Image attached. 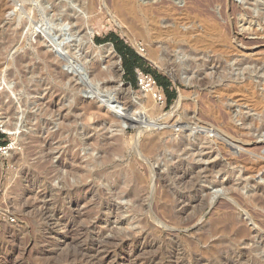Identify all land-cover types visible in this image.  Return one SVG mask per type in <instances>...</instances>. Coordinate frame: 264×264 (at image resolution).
Instances as JSON below:
<instances>
[{
    "label": "rangeland",
    "instance_id": "374dc122",
    "mask_svg": "<svg viewBox=\"0 0 264 264\" xmlns=\"http://www.w3.org/2000/svg\"><path fill=\"white\" fill-rule=\"evenodd\" d=\"M14 1L18 10L9 4L0 19V130L9 142L0 150V264H98L94 250L99 243L110 249L119 240L128 243L117 255L137 251L118 264H228L224 260L231 258H215L213 251L220 238L230 235L221 227L229 215L235 214L254 235L256 226L242 211L243 202L260 214L257 222L264 223V209L253 202L257 185H264V131H252L251 142L240 144L193 118L204 109L229 113L226 121L233 129L242 127L241 113L262 122L264 112L256 113L249 99L264 91V0H140L135 15L121 10L115 0H95L88 15L79 4L88 0ZM75 11L87 17L85 28L96 45H111L109 36L115 33L143 58L144 67L135 66L130 74L127 64L132 59L111 45L122 70L114 75L108 53L90 48L83 34L67 35L57 46L63 39L61 16ZM18 20L26 22L24 29ZM244 22L248 30L235 38ZM39 48L54 54L52 63L38 57ZM26 54L31 59L22 64L20 58ZM78 57L88 71L106 73L109 89L90 82L83 67L75 64ZM214 58L222 60L226 77L249 75L254 88L227 96L220 87L225 81L216 80L210 63ZM57 59L66 61L57 66L72 76L69 81H55L52 64H58ZM242 62L248 63L247 71ZM255 64H261L257 70ZM148 68L170 81L168 88L159 85L163 100L138 84V72L152 74L145 71ZM201 71L207 84L197 81ZM113 91L120 96L116 108L107 102ZM181 94L184 98L176 109ZM10 120L19 128L7 130L5 122ZM200 135L221 152L215 159L226 161L232 173L218 172L211 180L204 169L198 178L183 175L185 167H205L213 159H199L192 146L182 155L186 165L179 167L180 157L169 146L181 140L195 143ZM151 138L158 139L153 149L148 146ZM253 165L258 169H250ZM113 172L117 175L105 176ZM228 177L235 185L210 183L227 182ZM201 187L207 188L204 204L196 202L195 192ZM129 189L131 196L126 194ZM261 232L256 244L264 262V224ZM250 245L237 243L235 253Z\"/></svg>",
    "mask_w": 264,
    "mask_h": 264
},
{
    "label": "bare ground",
    "instance_id": "6f19581e",
    "mask_svg": "<svg viewBox=\"0 0 264 264\" xmlns=\"http://www.w3.org/2000/svg\"><path fill=\"white\" fill-rule=\"evenodd\" d=\"M140 0H115L114 2L116 3V6H118L121 10H124L126 11L127 13L129 14H133L135 15L137 10H140V5L138 4ZM145 1V0H144ZM195 1V0H194ZM204 1V0H203ZM207 1V0H206ZM212 1V0H211ZM197 2V1H196ZM188 3V2H187ZM194 3V2H192ZM201 3V2H200ZM10 5L12 6H15V11L18 10V4L14 1V0H0V19L1 17L3 16V14L5 13L7 7ZM80 6L81 8L83 9L84 11V14L85 15H88L90 12H93L94 11V8H95V0H88L87 2L86 1H80ZM131 4V5H130ZM200 5V4H199ZM228 5V4H227ZM98 6V4H97ZM108 6V5H106ZM202 6V5H201ZM205 5H203L202 7H204ZM224 6V5H223ZM207 7V6H206ZM109 8V7H108ZM123 13V12H122ZM11 14V11L10 13ZM35 14V13H34ZM84 14H80L78 12H69V13H65L63 14L60 18V21H59V24L61 25V31L63 32V39H61V41L57 42L56 45L57 46H62V43H63V40H66L65 39V36L67 35H73V36H76L78 37V35L80 34H83L81 35L82 36V40L86 42V44H88V46L90 48L92 47H97V48H102L104 49V52L105 53H108V57H110V61L113 63V71H114V75L116 74L117 76H120L122 70H120V67L121 65L119 64V61L118 59L115 57V51L113 49V47L109 44H106V45H101V46H98L96 45V43L94 42V39H93V36L91 35V32H88L86 30V19L87 17H85ZM162 14V13H161ZM144 15V14H143ZM155 15V14H154ZM9 16V15H8ZM11 16V15H10ZM36 16V14H35ZM248 16V15H247ZM104 17V16H103ZM249 18V17H247ZM26 20V19H25ZM24 20V21H25ZM231 20V19H230ZM248 20V19H247ZM262 20V19H261ZM23 21V22H24ZM27 21V20H26ZM241 21V20H240ZM229 22V21H228ZM249 22V21H248ZM66 23V24H65ZM75 23V24H73ZM231 23V22H230ZM26 25V22L25 23H22V21L18 20V25H21L22 28L21 29H24ZM69 24H72L71 28H68V25ZM262 24V23H261ZM75 25V26H74ZM229 25V24H228ZM232 25V23H231ZM258 25V24H257ZM256 25V26H257ZM65 26H67L66 28H64ZM230 26V25H229ZM233 26V25H232ZM36 27V25L34 26ZM259 27V26H258ZM230 28H232L230 26ZM172 29V28H171ZM220 29V28H219ZM176 30V29H175ZM233 30V29H231ZM248 30V26H246V22H244L243 24L239 25L237 31L235 32L234 34V37L235 38H238L240 35H244L245 32ZM233 31V32H234ZM84 32V33H82ZM37 36H39V34H37ZM80 36V37H81ZM160 36V35H159ZM182 36V35H180ZM226 36V35H225ZM68 37V36H67ZM224 37V36H223ZM227 38V37H226ZM175 41V40H174ZM229 41V40H228ZM238 41V40H237ZM200 42V41H199ZM185 43V42H184ZM187 43V42H186ZM236 43V42H235ZM238 44V43H237ZM242 47H240L242 49V51H245L246 48H243V44H240ZM154 46V45H153ZM238 46V45H237ZM186 47V46H185ZM154 48V47H153ZM186 50V48H184ZM188 49V48H187ZM189 50V49H188ZM248 50V49H247ZM204 51V50H203ZM158 52V51H157ZM188 52V51H187ZM219 53V52H218ZM217 53V54H218ZM243 53V52H242ZM91 54V53H90ZM168 54V53H167ZM179 54V53H178ZM216 54V53H215ZM239 54V52H238ZM214 55V54H213ZM245 55V54H244ZM194 56L196 59H198L200 57V54L199 53H194ZM207 56V55H206ZM246 56V55H245ZM38 57L44 62V63H52L51 60H54V54L49 52V51H46L44 50V48H39L38 49ZM216 57V56H215ZM169 58V57H168ZM171 58V57H170ZM31 59V56L29 54H26V55H23L21 58H20V61L22 64H26L30 61ZM51 61V62H50ZM81 61H83V59L81 58H77L75 60V64L78 65L77 67H80L82 68L83 65L81 64ZM191 61V60H190ZM246 61V60H245ZM66 63V61H64ZM63 62V60H58L57 59V63L58 64H52L54 68L53 72L55 73V81L57 83H64L65 81H69L72 77L68 72H64V71H60L58 69V66L57 65H60V64H65ZM69 64L70 61H67ZM191 63V62H190ZM189 63V64H190ZM195 63V62H194ZM203 63V62H202ZM212 66H214L213 68H215V73L217 74V78L216 80L217 81H225V82H220V87L223 89L225 88V92L227 94V96L230 97V95H232L231 93H239V91L241 92L242 90H244L245 88L247 87H251V88H254V83H253V80L251 79V77L249 75H246V77L244 78H235V77H231L229 74L225 75V65L223 64L222 60H215V58L210 62ZM252 63V62H251ZM185 64V63H184ZM193 67V69L195 67H197L196 65L194 64H191ZM210 65V64H209ZM261 64H255V69L257 70L259 67H260ZM185 66V65H184ZM227 66V65H226ZM242 70L244 71H247L248 70V63L246 62H242L240 64ZM200 67V66H199ZM198 67V69H199ZM99 68V67H98ZM186 69H189L190 68V65L188 66H185ZM230 69V68H229ZM27 70V69H26ZM83 71H85V73H83L86 77H90V82H92V84H96V86L99 88H102V89H109V87L112 85V83H110V81H105V78L107 77L106 76V73L103 71V70H99L98 72L94 70H91V71H88L86 68H82ZM81 71V73L83 72ZM200 71V70H198ZM26 72V71H25ZM24 72V73H25ZM31 70H28V72L25 73L28 74L30 73ZM189 72V71H188ZM204 75V72L201 71L198 75H197V81L201 84H207V78L203 76ZM115 77V76H113ZM227 78V79H226ZM89 79V78H88ZM52 84V83H51ZM258 88V87H257ZM52 89V90H51ZM50 91H51V94L53 93V87L50 88ZM118 91V90H117ZM99 92V91H98ZM231 92V93H230ZM246 94V93H245ZM247 95V94H246ZM246 99L248 100V97L250 96H246ZM58 96V95H57ZM255 98H253L252 100L249 99V101L252 103V108L254 109V111H256V113L258 114H261L264 112V91L263 92H259V94L257 96H253ZM184 98V95L181 94V96L179 97L178 99V104H177V107L176 109L178 108V106H180V103L182 102ZM244 98V97H243ZM218 99V98H217ZM232 99V98H231ZM213 100V99H212ZM244 100V99H243ZM120 101V96H119V93H117L116 91H113V92H109L108 95H107V102L108 104H111L110 106H115L117 103H119ZM240 101V100H239ZM57 103V102H56ZM248 104H250L248 102ZM54 103L53 104H50L51 107H54ZM125 105V104H124ZM176 105V104H175ZM175 105H173L175 107ZM229 106V105H228ZM118 107V106H117ZM116 108V106H115ZM121 108V107H120ZM199 108V106H198ZM92 109V108H91ZM105 109V108H104ZM174 109V108H173ZM94 110V109H93ZM197 110V109H196ZM95 111V110H94ZM97 111H102L103 112V109H101L99 107V109ZM121 111V110H119ZM200 111V110H199ZM107 113L109 111H106ZM197 113V112H196ZM106 114V113H105ZM132 114V113H131ZM171 114V113H170ZM190 114V113H189ZM195 114V112H194ZM198 114V113H197ZM228 114L227 112H225V114H221V113H218V114H211V112H209L208 110H202L200 111V113L198 115H195L193 120L196 124H202V125H206L209 126L210 128H213V130L217 131L218 133H221L222 135H224L225 137H227L229 140L234 141L236 143H240V144H243V143H249L251 142L250 139H248V137L250 136L251 132H262L264 131V116L261 117L262 119V122L260 123V121L255 120L253 117H249L247 118V115L246 114H242L240 115L239 117V120H242L243 121V125L241 128H237V129H233L232 127H230V124L228 123L227 120V117H228ZM240 114V113H239ZM107 115V114H106ZM192 115V114H191ZM225 115V116H224ZM3 119V118H2ZM191 119V118H190ZM126 120H129V119H126ZM186 121V120H185ZM118 122V121H117ZM129 122V121H127ZM193 122V123H194ZM150 124V123H149ZM5 125L7 127V130H15V129H18V123L17 122H12L11 120L10 121H6L5 122ZM134 126V125H133ZM186 126V125H185ZM212 130V132H213ZM89 135V134H88ZM26 136V135H25ZM197 142L195 143H192L191 141L189 140H181L179 141L177 144H174L172 146H169L170 150L174 153L177 154V157H180V161L178 162L177 166L179 167H182V166H185L186 165V161L184 159H182V155H185L189 152V148L194 146L196 147L194 153H197V155L200 157L199 159H204V157L207 159V160H211L213 159V161L209 164H207V166H205L203 163V165L205 167H202L201 165H198V164H194L192 166L191 169H188L185 167V172H184V176L185 177H189L190 176H195V178H198L200 175H201V170L204 169V176L206 177V179H209L211 180L212 176L215 174V173H218V172H225V173H229L230 171V168L229 170L226 169V164L224 162H222L220 159H215L218 157V155H220L221 152H217L216 150H214V148L209 145V142H208V139L206 137H203V136H197ZM43 140V139H42ZM105 140V139H104ZM45 141V140H44ZM149 145L150 146L149 148L153 149L154 147L157 146V141L158 139L157 138H151V140H149ZM253 141V139H252ZM47 144V143H46ZM133 144V143H132ZM222 144L224 147H226V143L222 141ZM137 146V145H136ZM222 150V149H221ZM246 150V149H245ZM259 152V151H258ZM205 154V155H204ZM24 155V154H23ZM223 155V154H222ZM248 155V154H247ZM159 156V155H158ZM249 158V157H248ZM226 159V158H225ZM246 160V159H245ZM249 160V159H247ZM17 161V160H16ZM228 162V161H227ZM235 162V161H234ZM4 164V163H3ZM238 165V163H236ZM192 165V164H191ZM257 165V164H256ZM256 165H253L250 167V169L252 170H257L258 169V166ZM228 167V166H227ZM245 167V166H243ZM173 168V167H172ZM176 168V167H174ZM184 168V167H183ZM232 168V167H231ZM247 168V166H246ZM248 169V168H247ZM28 171V170H27ZM98 171V169H97ZM150 171V170H149ZM183 171V170H181ZM82 172V171H81ZM249 172V171H247ZM32 173V172H31ZM62 173V172H61ZM173 173V171H172ZM183 173V172H182ZM232 173V172H230ZM238 173V172H237ZM159 174V173H158ZM166 174V173H165ZM103 175V174H102ZM101 175V176H102ZM117 173L116 172H113V173H106V177L107 178H111V177H114L116 176ZM152 175V174H151ZM163 175V174H162ZM221 175V174H220ZM38 176V175H37ZM74 177V176H72ZM96 177V176H95ZM185 177H184V180H185ZM164 178V177H163ZM229 178V177H228ZM239 179V178H238ZM1 180V179H0ZM95 180V179H94ZM195 180V179H194ZM189 181V179H188ZM49 182V181H48ZM183 182V181H182ZM211 184H215V185H219V186H222V185H226V186H229L230 184L231 185H235V180L234 178H229V180L227 182H223V181H215V182H210ZM243 183V182H242ZM83 185V184H82ZM121 185V184H119ZM119 185L117 187H119ZM171 185V184H170ZM49 186V185H48ZM67 186V185H66ZM77 186V185H75ZM86 186V185H85ZM91 186V185H90ZM241 186V185H240ZM264 186V185H263ZM263 186H260V185H257L256 187V192L254 193L255 195V198L253 199V202L260 208H263L264 209V187ZM115 187V186H114ZM189 187V185H188ZM197 187H200V186H197ZM65 188V187H64ZM97 188V187H96ZM171 188V187H170ZM193 188V187H192ZM224 188V187H223ZM232 188V187H231ZM80 189V188H79ZM115 189V188H114ZM155 189V188H154ZM81 190V189H80ZM91 190V189H90ZM229 190V189H228ZM174 191V190H173ZM207 191V188H197L196 190V202H198L199 204H204L205 201V195L204 193ZM77 192V191H76ZM75 193V192H74ZM78 193V192H77ZM81 193V192H80ZM94 193V192H93ZM156 193V192H155ZM126 194L128 196H131L133 194V189H129L127 190ZM237 194V193H235ZM77 195V194H76ZM51 196V195H50ZM83 196V195H82ZM178 196V195H177ZM181 196V195H180ZM185 196V195H184ZM195 196V195H194ZM65 197V196H64ZM127 197V196H126ZM234 197V196H233ZM78 198V197H77ZM128 198V197H127ZM252 198V197H251ZM67 199V198H66ZM234 199V198H233ZM236 199V198H235ZM234 199V200H235ZM70 200V198H69ZM68 200V201H69ZM73 200V199H72ZM76 200V199H75ZM80 200V199H79ZM98 200V199H97ZM181 200V199H180ZM190 200V199H189ZM238 200V199H237ZM107 201V200H106ZM240 201V200H238ZM241 202V201H240ZM237 203V202H236ZM242 205H240L242 211L245 210L246 213L248 214L249 216V219L250 221L253 222L254 226H256V230H255V233L254 235H252L251 232H249L246 228H244V225L240 222V219L237 218V216L235 214H231L229 215V217L225 220L224 224L221 225V227L224 229V230H227L229 232V236L228 238H220V241H218V247L213 251L214 253V256L215 258H219L221 257V255H227L229 258H231L232 260H224L225 262H229L228 264H264V262L260 259V256L261 255V248L259 246V243L256 244V238H262V232L261 230L263 231V224L264 223H260V222H257V217L258 215L260 214H257L255 211L252 210V208H250L251 206H248L247 203H243L241 202ZM240 203V204H241ZM182 205V204H181ZM232 205V204H231ZM190 207V206H189ZM229 207H231L229 205ZM234 207V206H233ZM238 207V205H237ZM256 207V206H255ZM254 207V208H255ZM145 208V207H144ZM183 208V207H182ZM193 208V207H192ZM167 209V208H166ZM165 209V210H166ZM170 211V209H168ZM196 210V209H195ZM199 210V209H198ZM168 211V212H169ZM232 211V210H231ZM187 212V211H186ZM181 212H179L180 214ZM245 213V214H246ZM259 213V212H258ZM71 214V213H70ZM173 214V213H172ZM151 215V214H150ZM174 215V214H173ZM182 215V213H181ZM264 216V215H263ZM48 221V220H47ZM221 224V223H220ZM10 226V225H9ZM213 231H219L218 227L214 228ZM12 234V232H11ZM264 234V233H263ZM5 236V234H4ZM215 238V237H214ZM228 239V240H226ZM109 240V239H108ZM127 240V239H126ZM259 240V239H258ZM84 241V240H82ZM94 241V240H93ZM104 241H107V240H104ZM103 241V242H104ZM117 241V240H115ZM92 242V241H91ZM98 242V241H97ZM108 242V241H107ZM137 242V241H136ZM250 242H252V245H250ZM264 242V241H263ZM89 243V242H88ZM95 243V242H94ZM127 243L126 241H122V240H119L117 242H115L113 244V247H111L110 249L109 248H105V246L101 245L99 243L100 246H97L96 244V248H95V260L97 259L96 262H98V264H105L106 262L109 264H118L119 262L123 261L125 259H128L131 258L133 255V253H135L137 250H131V252H129V254L127 255H124V256H119V254L117 255V253H119V251H123L127 248ZM134 243V242H133ZM237 243H243V244H248L250 245L246 250H243V251H239V254H236L235 253V250H234V247L237 246ZM262 243V242H261ZM136 244V243H135ZM90 245V244H89ZM92 245V244H91ZM190 245V244H189ZM86 246V245H85ZM133 245H131L132 247ZM136 246V245H135ZM205 246V245H204ZM263 246V244H262ZM5 247V246H4ZM14 247V246H13ZM129 247V246H128ZM86 248V247H85ZM84 249V248H83ZM91 249V248H90ZM16 250V249H14ZM239 250V249H238ZM242 250V249H241ZM6 251V250H5ZM4 251V252H5ZM83 251V250H82ZM264 251V250H263ZM12 252H13V249H12ZM3 253V252H1ZM84 253V252H83ZM238 253V252H237ZM73 254V253H72ZM5 255V254H4ZM7 255V254H6ZM123 255V254H122ZM119 256V257H118ZM136 256V255H135ZM209 256V255H208ZM259 256V257H258ZM82 257V256H81ZM87 257V256H86ZM3 258V257H2ZM74 258V257H73ZM227 258V257H226ZM110 259V260H109ZM137 259V258H136ZM3 260V259H2ZM5 260V259H4ZM3 260V261H4ZM51 260V259H50ZM86 260V259H85ZM89 260V259H88ZM133 260V259H132ZM198 260V259H196ZM212 260V259H211ZM210 260V261H211ZM222 260V259H221ZM74 261V260H73ZM52 262V261H51ZM76 262V261H75ZM53 263V262H52ZM55 263V262H54ZM214 263V262H213ZM2 264V263H1ZM5 264V262H4ZM56 264V263H55ZM131 264V263H130ZM211 264V263H210ZM218 264V263H217Z\"/></svg>",
    "mask_w": 264,
    "mask_h": 264
},
{
    "label": "trees",
    "instance_id": "16d2710c",
    "mask_svg": "<svg viewBox=\"0 0 264 264\" xmlns=\"http://www.w3.org/2000/svg\"><path fill=\"white\" fill-rule=\"evenodd\" d=\"M109 38L112 39L114 42L115 48L117 51L122 54L125 58L129 57L132 59L131 64H127V68L130 74H134L135 66H139L141 68L144 67V60L143 58L135 51L134 48L127 45L124 40H122L119 36H117L115 33L110 34ZM145 71H149L153 74L155 79L157 80V83L162 87L168 88L170 85V81L168 78L161 76L156 71L152 70L151 68L145 69ZM174 98V94L169 95V100H172ZM6 134L0 130V147H5L9 144L8 141L5 140Z\"/></svg>",
    "mask_w": 264,
    "mask_h": 264
},
{
    "label": "built area",
    "instance_id": "2783aa9c",
    "mask_svg": "<svg viewBox=\"0 0 264 264\" xmlns=\"http://www.w3.org/2000/svg\"><path fill=\"white\" fill-rule=\"evenodd\" d=\"M138 84L139 86L147 91L152 93L158 100H163V92L160 90L159 84L157 80L152 74L145 73L144 71H140L137 74ZM5 147H0V150Z\"/></svg>",
    "mask_w": 264,
    "mask_h": 264
},
{
    "label": "water",
    "instance_id": "95a60500",
    "mask_svg": "<svg viewBox=\"0 0 264 264\" xmlns=\"http://www.w3.org/2000/svg\"><path fill=\"white\" fill-rule=\"evenodd\" d=\"M113 47H115L114 43L111 44Z\"/></svg>",
    "mask_w": 264,
    "mask_h": 264
}]
</instances>
